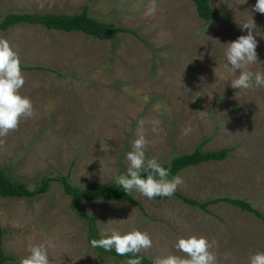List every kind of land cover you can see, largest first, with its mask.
<instances>
[{
	"label": "rangeland",
	"instance_id": "374dc122",
	"mask_svg": "<svg viewBox=\"0 0 264 264\" xmlns=\"http://www.w3.org/2000/svg\"><path fill=\"white\" fill-rule=\"evenodd\" d=\"M209 1L217 14L206 23L193 0H0V19L9 12L72 14L86 7L109 26L130 30L114 39L33 23L0 31L20 56L26 81L20 94L34 107L33 117L0 138V169L30 188L51 179L35 197L0 196L2 248L12 258L2 264H20L32 246L47 242L55 245L48 249L51 264H127L89 245L56 177L67 175L76 186L112 182L126 173L138 131L148 141L146 155L160 163L198 144L226 148L223 159L180 170L175 176L184 183L176 191L197 201L242 199L262 217L224 200L203 210L133 190L139 206L83 203L100 235L147 232L153 246L141 253L153 262L184 256L175 244L192 235L214 242L217 264H249L251 255L264 252V87L234 89L221 78L227 44L247 35L241 25L251 19L260 64L250 70L264 72V14L254 11L257 0Z\"/></svg>",
	"mask_w": 264,
	"mask_h": 264
},
{
	"label": "clouds",
	"instance_id": "9594fccd",
	"mask_svg": "<svg viewBox=\"0 0 264 264\" xmlns=\"http://www.w3.org/2000/svg\"><path fill=\"white\" fill-rule=\"evenodd\" d=\"M155 11L153 3L149 14H154ZM254 11L264 14V0H257ZM241 27L247 30V35H241L237 40L227 44L225 63L227 74L221 78L225 81L230 80L234 89L264 87V72L254 73L250 70L251 65L260 64L256 51L257 40L253 34L256 32L255 22L251 19V22L244 23ZM25 82L18 52L7 39L0 37V138H5L10 132L18 130L22 118H31L34 115L31 99L20 94ZM140 124L142 125V122ZM190 131V127L185 128L184 134L187 135ZM3 143L4 140L0 139V144ZM147 145L145 135L138 131L132 150L126 154L127 171L119 175L115 183L127 194L135 190L148 199L156 196L171 197L184 181L179 175L169 179L170 169L163 167L157 157L149 158L146 155ZM108 147L101 145V149ZM213 245L214 242L203 236L180 238L175 248L184 256L169 254L157 257L154 264H217V256L212 251ZM54 246L51 242L32 246L29 249L30 254L22 258L20 264H51L48 249ZM91 246L103 248L105 251L115 249L117 255L124 256L150 249L153 241L147 232L134 230L121 234L112 230L110 234L101 233L100 239H93ZM127 264H141V260L129 259ZM249 264H264V252L251 255Z\"/></svg>",
	"mask_w": 264,
	"mask_h": 264
},
{
	"label": "trees",
	"instance_id": "16d2710c",
	"mask_svg": "<svg viewBox=\"0 0 264 264\" xmlns=\"http://www.w3.org/2000/svg\"><path fill=\"white\" fill-rule=\"evenodd\" d=\"M197 10V14L204 22H209L212 17L217 14V10L210 4L209 0H193ZM18 23H33L39 24L47 30L55 29L61 31H81L87 35L97 37L99 39H114L118 33L130 31L128 28L121 26H109L102 20H98L90 16L87 8L84 7L80 12L68 13H37V12H9L0 19V31H5L9 27ZM27 70L41 69V66H22ZM203 143V142H202ZM226 148L222 149H202V144H198L192 151L181 153L172 156L169 160L161 162L162 166L170 169L169 179L174 177L180 170L185 169L191 165H196L201 162L220 160L226 156ZM125 174V173H123ZM121 175V174H119ZM107 184H102L97 181H92L89 184L76 186L69 182L67 175H59L56 177L61 185L64 194L69 196V206L73 213L83 221L85 226L86 241L91 246L93 239H100L101 235L97 227L96 220L92 214L87 212L84 207V202L95 201H122L130 204H138L133 191L126 193L122 187L115 183L116 178ZM48 177H43L41 182L30 188L27 183L23 181L13 180L8 177L3 170L0 169V196L1 197H35L46 191L50 183ZM172 197V196H171ZM173 197L182 202L207 210L208 205L219 200L228 201L240 209L253 212L256 216L262 217V214L256 210L252 205L242 199L237 198H213L205 201H197L193 198L175 192ZM169 197L156 196L154 199L161 200ZM3 230L0 226V264L12 259L6 255L2 248ZM92 247V246H91ZM103 257H115L118 259H135L139 258L141 264H154L143 253L139 252L135 255L129 253L128 255H117L115 249L112 251H105L103 248H94Z\"/></svg>",
	"mask_w": 264,
	"mask_h": 264
}]
</instances>
